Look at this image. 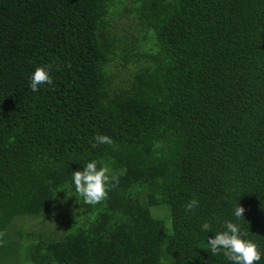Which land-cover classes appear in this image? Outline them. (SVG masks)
<instances>
[{"label": "trees", "instance_id": "16d2710c", "mask_svg": "<svg viewBox=\"0 0 264 264\" xmlns=\"http://www.w3.org/2000/svg\"><path fill=\"white\" fill-rule=\"evenodd\" d=\"M112 3L0 0V231L69 192L82 209L53 238L5 236L0 264H232L207 243L225 221L264 264V0H130L121 37ZM116 58L133 68L114 83ZM46 64L53 83L33 92ZM93 160L119 182L89 205L72 174Z\"/></svg>", "mask_w": 264, "mask_h": 264}, {"label": "clouds", "instance_id": "9594fccd", "mask_svg": "<svg viewBox=\"0 0 264 264\" xmlns=\"http://www.w3.org/2000/svg\"><path fill=\"white\" fill-rule=\"evenodd\" d=\"M70 66V65H69ZM53 66L46 64L38 66L32 73L30 78V89L33 92L39 90L43 84L51 85L53 80L50 72ZM95 148L100 144H112V138L108 135L97 134L94 136ZM110 169L107 166L97 167L95 160L84 165L82 171L77 170L72 174L76 192L83 197L84 202L89 205H96L107 198L108 191L114 186L113 182L118 184V177L109 175ZM63 191V190H60ZM199 206V201L195 198L189 200L185 205L186 212H192ZM245 212L244 207L237 206L234 212L236 220H241ZM202 230L210 232V225L205 222ZM6 232L0 231V246H3ZM248 233L241 230L238 223L225 221V230L215 234L214 238L208 239L211 254L216 255L223 250L224 256L232 262V264H256L261 259V251L258 243L247 239Z\"/></svg>", "mask_w": 264, "mask_h": 264}, {"label": "rangeland", "instance_id": "374dc122", "mask_svg": "<svg viewBox=\"0 0 264 264\" xmlns=\"http://www.w3.org/2000/svg\"><path fill=\"white\" fill-rule=\"evenodd\" d=\"M112 4L113 16L110 21L112 30L119 37H121L126 31L135 33L134 29L136 28V23L133 16L128 12L130 0H113ZM117 54H123V50L117 49ZM109 68H111L110 72L112 74L113 82L117 83L127 79L130 75V69L133 67L125 66L123 65L122 60L120 61L117 59L115 63L109 64ZM60 202L58 213L55 216H50L47 220H43L41 217L29 216L16 218L7 228L6 238L8 240L20 241V233L26 232L33 233L34 235L42 233L49 235L50 238H53L56 233L60 234L61 230L65 227V223L68 221V217H77L76 211H82L80 207L76 206V202L70 192L67 195L61 196ZM150 211L154 217L163 219L166 228L170 230L171 213L166 206L152 207ZM71 220V224H67L68 229L66 230L82 224V222L78 220V217L72 218Z\"/></svg>", "mask_w": 264, "mask_h": 264}]
</instances>
